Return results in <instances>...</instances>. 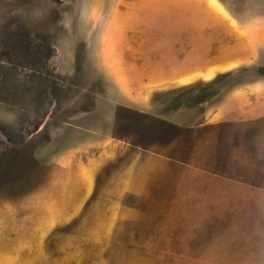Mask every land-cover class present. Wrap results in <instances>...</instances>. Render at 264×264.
Wrapping results in <instances>:
<instances>
[{
    "label": "rangeland",
    "instance_id": "obj_1",
    "mask_svg": "<svg viewBox=\"0 0 264 264\" xmlns=\"http://www.w3.org/2000/svg\"><path fill=\"white\" fill-rule=\"evenodd\" d=\"M186 8L0 0V264H264V0Z\"/></svg>",
    "mask_w": 264,
    "mask_h": 264
},
{
    "label": "crops",
    "instance_id": "obj_2",
    "mask_svg": "<svg viewBox=\"0 0 264 264\" xmlns=\"http://www.w3.org/2000/svg\"><path fill=\"white\" fill-rule=\"evenodd\" d=\"M202 2H205V4L207 3L209 6L214 5V0H182V5L184 7H188L189 12H190V10L192 11V13H190V15L193 16L194 13L196 14V17H194L193 20H197L200 22H202V20H203L204 22H206L205 20L208 18V16L204 18L205 12L200 10V5L202 4ZM188 8H186V9H188ZM192 8H194V10H192ZM214 9L215 10H213V18H212V22H211L213 24L212 28H211V26L203 25V31L204 32H209V33L214 32L215 34L217 33L216 30L218 28L216 26L218 24L217 22L222 18V10H220L218 8H214ZM236 29H238V27ZM192 32H194V31H192ZM224 33H226V34L223 37L219 36L220 39L217 42L213 41L216 43L214 44V47H213L214 52L212 51V54H210V51H209L210 46L207 44L206 47L203 48L202 53L200 55H198L199 56L198 61H196V62L194 61L191 63H195L198 65H201L202 63L206 64L207 59H208L210 63L213 61V63L215 62L218 64L219 63L218 60L221 59L223 55L226 58H228L229 56H232V57L235 56V54L237 53V51H235V50H237V47L233 46L234 45L233 44L234 43L233 38L227 36V34H232L231 28H230L229 32L227 31ZM247 40H249V39H247ZM246 43H248V42L246 41ZM245 48H248V50H249V49H252L253 46L247 44V46ZM207 54L210 57L207 58ZM205 74H206V71H205ZM191 77H193V76H191ZM188 79H190V78H188Z\"/></svg>",
    "mask_w": 264,
    "mask_h": 264
}]
</instances>
